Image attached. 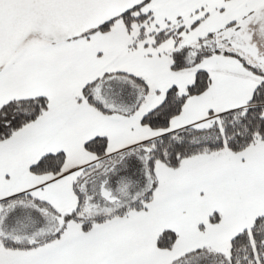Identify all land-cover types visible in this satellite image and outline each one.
Listing matches in <instances>:
<instances>
[{
	"label": "snow or ice",
	"instance_id": "6c2138e0",
	"mask_svg": "<svg viewBox=\"0 0 264 264\" xmlns=\"http://www.w3.org/2000/svg\"><path fill=\"white\" fill-rule=\"evenodd\" d=\"M0 264H264V0H0Z\"/></svg>",
	"mask_w": 264,
	"mask_h": 264
}]
</instances>
